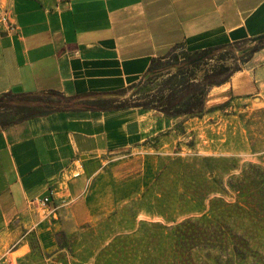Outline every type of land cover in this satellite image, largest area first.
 <instances>
[{
	"label": "crops",
	"instance_id": "obj_1",
	"mask_svg": "<svg viewBox=\"0 0 264 264\" xmlns=\"http://www.w3.org/2000/svg\"><path fill=\"white\" fill-rule=\"evenodd\" d=\"M0 9L15 25H0V96L112 92L138 82L177 44L196 51L264 34V0H0ZM230 92L264 99V47L213 87L209 102ZM180 120L133 107L57 111L0 127V264L50 259L33 261L143 190L157 163L150 150ZM137 160L142 169L127 175ZM45 196L54 214L33 205Z\"/></svg>",
	"mask_w": 264,
	"mask_h": 264
},
{
	"label": "rangeland",
	"instance_id": "obj_2",
	"mask_svg": "<svg viewBox=\"0 0 264 264\" xmlns=\"http://www.w3.org/2000/svg\"><path fill=\"white\" fill-rule=\"evenodd\" d=\"M224 102L164 134L143 190L31 264H264V99L213 94L209 107Z\"/></svg>",
	"mask_w": 264,
	"mask_h": 264
},
{
	"label": "trees",
	"instance_id": "obj_3",
	"mask_svg": "<svg viewBox=\"0 0 264 264\" xmlns=\"http://www.w3.org/2000/svg\"><path fill=\"white\" fill-rule=\"evenodd\" d=\"M263 47L264 34L196 51L177 44L165 55L153 58L138 82L107 93L69 96L56 89L37 93L5 92L0 96V127L57 111H111L133 107L181 118L177 124L180 127L187 119L202 118L216 107L226 105L228 102L209 107L211 89L228 82ZM245 49L244 54H238ZM159 178L160 174L157 182ZM59 242L63 244L60 238Z\"/></svg>",
	"mask_w": 264,
	"mask_h": 264
},
{
	"label": "built area",
	"instance_id": "obj_4",
	"mask_svg": "<svg viewBox=\"0 0 264 264\" xmlns=\"http://www.w3.org/2000/svg\"><path fill=\"white\" fill-rule=\"evenodd\" d=\"M7 25L8 29H14L15 25L11 20V17L7 12L0 11V25ZM80 173L76 172L74 176H79ZM34 206L42 207L47 210V213L49 214H54L57 211V207L53 206L51 203V198L50 196H45L43 198H35L33 201ZM8 264H14L12 261H9Z\"/></svg>",
	"mask_w": 264,
	"mask_h": 264
}]
</instances>
